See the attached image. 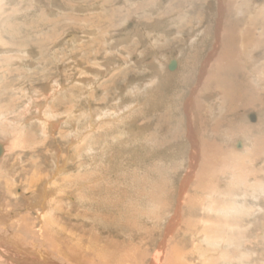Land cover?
<instances>
[{"label":"rangeland","instance_id":"obj_1","mask_svg":"<svg viewBox=\"0 0 264 264\" xmlns=\"http://www.w3.org/2000/svg\"><path fill=\"white\" fill-rule=\"evenodd\" d=\"M228 1L224 3L221 21L218 10L222 4L221 0H0V145L4 150L7 149L3 159H0V165L3 164L6 168L4 172L0 170V203L5 206L3 212H7L10 218V220L7 218L5 226L0 225L3 238L8 241L22 238L24 241L28 240V243L35 239L25 232V227H20L22 214L25 216L28 210L20 199L9 195L11 194L8 193L11 191L9 189L12 187L20 189L21 184H30L26 179L31 178L34 171L42 178L52 177V174L58 178L57 166L65 169L69 167V170L63 171L64 173L60 175L62 177L68 175L70 178L72 177L70 174L76 175L78 172H86V175L92 173L94 168L91 167L98 166L99 168L95 169V174L99 176L98 181L93 182L95 185L88 181L87 185L91 187L93 185L92 189L95 190L92 192L96 191V194L104 197L97 198L103 204L100 209L103 218L96 220L101 226L91 235L94 241L100 243L105 253H108L109 247L112 249L121 244L120 248L112 249L114 250L112 261L106 259L109 262L101 264H111L113 261V264H150L155 254L163 247L161 243L163 230L174 216L179 203L180 186L191 162L184 105L187 99L193 97L197 105L205 104L210 110L215 106L212 104L220 98L225 109L222 112L218 109L216 112L220 115L214 119L218 122L216 133L219 136L217 134L207 139L211 143L216 142L218 148L224 149L228 153V158H214L213 163L216 167L220 162H224L225 165L220 169L214 167L215 172L209 174L217 178L214 181L216 183L219 182L220 176H234L230 177L236 180V185L233 186L231 181L227 184L221 181L220 189L226 202H219L218 198L211 206H216L220 210L214 207L216 211H209L207 210L209 202H204L209 201L212 196L216 197L213 195L214 189L211 188L212 192L208 190L209 193H203L199 187L201 182L199 174L197 178L195 176L192 181L189 180L186 192L181 198L184 204L181 207V224L177 225L171 236L176 234L184 221H193L194 224L202 222L207 225L212 222L209 220L210 217L217 216L219 224L221 222L219 217L228 220L231 238L236 230L232 229L239 228L242 215L249 212L247 217L249 223L239 228L246 236L239 238L235 235L233 240H228L231 242L229 245L222 240L208 242L206 235L203 238L186 235L182 247L187 256L189 255L187 252L193 251V254L187 257L189 264H207L205 261L213 259L219 261L217 264H264V193L256 197L259 202L255 201L254 192L251 191L252 181H248V184L246 182L249 178H259L260 182H255L256 191L260 193L262 189L264 190V138L262 140L264 85L260 86L253 80L243 65L237 67L238 59L234 58L233 54L234 51L242 50L241 44L232 40L233 35L231 38H225V29L231 30V25L237 23L236 34L240 38L246 32V24L238 21L240 14H234L236 6L234 0L233 8L231 7L234 13H229ZM256 2L262 6L260 9H264V0ZM260 31L259 29L258 32ZM217 38L220 45L216 43ZM260 40L261 43L251 47L254 59L259 61L258 65L264 64V38ZM216 45L220 50L218 49L219 52L213 57L204 76L207 79L213 73L214 78L219 76L222 87L227 85L231 92L229 101L225 102L224 98L218 95L208 101L204 97L205 91L197 93L202 86L192 94L204 64L210 62L208 56ZM221 46L223 48H220ZM221 53L227 56L224 61L219 60ZM172 61L177 62V67L173 71L169 69ZM215 65L222 67L216 68ZM146 82L150 83L148 90L139 92L138 88ZM215 86L212 85L211 88L215 89ZM210 93L207 94H215ZM230 104L233 105L232 112ZM41 105L43 106L40 107ZM114 109L118 113L123 111L120 114L123 126L111 129L109 124L112 125L115 121L111 122L109 117L103 119L101 115ZM253 115L257 117L255 122ZM206 117L208 118L207 115ZM201 120L200 117L199 125L203 127L204 132L216 124L214 122L203 126ZM141 125L143 127H140ZM124 127L135 133L138 130L140 133L143 131L142 138L139 137L140 139L133 142L127 137L126 132L129 130L126 131ZM249 129H253V132ZM78 131L82 132L81 139L88 137L87 142L84 141L85 144L81 145V149L80 143L76 147L71 142L75 138H80ZM259 131L262 132V136H259L261 135ZM222 134L223 138L220 137ZM202 136L200 133V137ZM242 137L248 138V147H251L253 140L254 142L258 140V143L260 141L262 145L258 148L261 153L259 160L253 163L254 172L247 171L249 174L245 184L242 175L246 171L238 172L241 161H246L242 150L246 146ZM237 140L241 142V147L236 145ZM92 142L98 144L91 153L95 156L93 161L86 155L82 159L81 157L77 159L78 161L70 157V155L74 158L79 157L82 153L88 152ZM18 161L22 164L20 162V167L17 166L16 174L8 172V168ZM246 164L247 161L243 162V166ZM198 169L199 165L196 172ZM123 187L124 193L121 195L122 191L118 190ZM107 191L112 195L105 193ZM134 191L139 196L135 195ZM126 193L133 194L136 201L147 196L145 204L140 205L135 201L136 204L132 205L134 210L130 212L131 216L127 217L128 221L122 205L124 202L120 201H128L129 195L126 197ZM187 193L194 198L197 195L200 197L196 209L185 206L183 201ZM106 201L111 205L109 209L104 206ZM113 205L117 211L112 209ZM223 205L227 207L228 214L224 215L220 207ZM71 207L73 214L69 216L64 215L66 213H56L57 217L62 219L61 225L66 230L73 228L72 231L76 230L89 236L94 222L89 215L87 217L85 210L79 209L77 202H72ZM193 210L195 213H192ZM90 212L89 214L94 217V212ZM138 212H146L149 216L147 219L138 217L140 221L139 232L135 234L136 241H143L145 229L153 235L149 246L144 247L140 244L141 248L133 247V241L129 238L131 230L133 232L130 227L136 224ZM79 213L82 216H79ZM31 214V220H26V225L32 226L31 230H35L37 235L41 236L43 229L40 230L35 213ZM206 220L209 222L205 223ZM34 222L36 225H32ZM123 222L126 223L125 226ZM35 243L39 244L37 241ZM196 244L199 245L198 249H194ZM168 246L166 243L164 248L167 249ZM142 253L146 256L142 257ZM18 256L21 254L18 253L15 258L19 259ZM39 258L41 260L40 256ZM39 258L36 256L34 258L37 264ZM88 258L89 264L93 261V264H99L98 258L89 256Z\"/></svg>","mask_w":264,"mask_h":264},{"label":"bare ground","instance_id":"obj_2","mask_svg":"<svg viewBox=\"0 0 264 264\" xmlns=\"http://www.w3.org/2000/svg\"><path fill=\"white\" fill-rule=\"evenodd\" d=\"M225 1L226 0H221L220 3H222V4H221V6L219 5L220 9L218 8V10H219V17L221 18V21H222V14L224 13V9H225V4H224ZM228 3H229L228 5L230 6V12L229 13H231L232 12L231 7L233 5V1L232 0H229ZM234 4H236V6L234 8L235 13H234V10H233L232 14L233 13L234 14H240L239 15V16H241L240 17V20H238L239 18L237 20L238 21H242V22H244V24H246L245 25V29L246 30L244 29L246 32H245V34L243 36H241L239 38L238 34H236V31L238 29V24L237 23L236 24L233 23L231 25L232 26V29L231 30H228L226 28L227 25L224 27V29L226 28L225 29V32H226V37L225 38H231V36L233 35V39L232 40H235L236 42H240V44H241V47L240 48H242V50L241 51H234V54H233L234 58H237L238 59L239 65L237 64L238 65L237 67L240 68L241 67L240 64H241V65L244 66V68H247V70L249 71V74H251V78L253 80H256L257 83H259L260 86H262V85H264V64L260 63L258 65V62L259 61H258V59H254V56H253V52L251 50V47H253V45H256L257 43L258 44L261 43V40L260 39L261 38L262 39L264 38L263 37V35H264V9H260V8H262V6H260L259 4H257L256 0H234ZM226 9L228 10V8H226ZM251 9H253V11H250ZM259 29L261 30L260 32H258ZM223 35H224V33L221 34V36H223ZM261 35H262V37H261ZM259 37H260V39H258ZM217 41H218V38H217ZM216 43H217V45H218V43L220 45V42L219 41L216 42ZM233 44H234V42H233ZM217 45L215 47H213L214 49L212 50V52H210V54L208 56L209 57L208 60H210V62H208V63L205 62L204 68L202 69V71L200 73V76L198 77L197 86H195L196 88L194 87L192 94H194L195 91H197V89L199 88V86H202L201 89H200V91L198 90L197 93H199L201 91H205V95H207V96L204 95V97L208 101H210V99H212L211 97H216V95H218L219 97H223L224 98V102H225V100L226 101L227 100L229 101V94L231 92V90L227 87V85L225 87L224 86L222 87L220 85V82H219V76H217V78H214L213 73H211L210 76H208L207 79H205V76H204L205 73L208 71L206 69L211 65V61L213 60V57L215 55H217V53L220 50L219 49V46H217ZM220 48H223V47L221 46ZM258 48H260V47L258 46ZM224 51L225 50L223 49V52ZM225 56H226L225 53H221V55L219 57V60L222 59L221 61H224L226 59ZM216 61L220 63V61H218V60H216ZM234 61H232V62H234ZM213 64H214V62H213ZM172 65H175L177 67V62L176 61H172L171 64H170V66H169V69L173 71V70L176 69V67L175 66L174 67H171ZM215 66H216V68L222 67V65H215ZM237 67L235 69H237ZM238 71H240V70H238ZM233 79H235V78H233ZM226 80H228V78ZM149 84L150 83H147L146 82L145 85H142L141 87L138 88V91L141 92V93L147 91ZM212 85H216L215 86V89H212L211 88ZM58 86H60V85H58ZM228 86H230V85L228 84ZM209 92H211V93L215 92V94L208 95L207 93H209ZM206 104H208V102ZM232 104H234V102ZM232 104H230L231 112L233 110V105ZM212 105L213 106L215 105V106L212 109L210 108V110H208L206 108L207 105H205V104L197 105L196 104V100H194L193 97L190 98V99H187V101H186V103L184 105V112H185L186 119H187V132H186V135H187V139L189 141L190 150H191V153H190V159H191L190 161L191 162L189 164V170H188L187 174L185 175V177H184V179H183V181L181 183V186H180L179 198H178L179 203H178V206H177L176 211L174 213V216H173L172 220L168 223V225L165 227V229L163 230L164 232H163L162 238H161V241H162L161 243L163 244V247H162V249L160 248L159 251L155 254L154 259L150 262V264H189L187 257L189 255H191V253L193 254V251L190 252V253L187 252L189 254L187 256L185 249L182 247L183 246L182 245L183 244V241L185 240L184 237L186 235H188V236L194 235L196 237H202V238L206 235V237H208V238H206V240L208 239V242H211L212 243L215 240H222V242H225V244L228 243V245L231 243L228 240L234 238L235 235H237L239 238H242V237L246 236V233L244 231H242L241 229H239V228H241V226L244 227L245 225H247L249 223V221L247 220V217L250 214L249 212L245 213L244 215L241 214L242 215L241 222H240V225L241 226H239V228L234 227L232 229V230H234V229H236V230H234V235H231V238H230V230H231V227H230V225L228 223V220L225 219V218L223 219V218H220L219 217V220H221V222L219 224L218 221H217L218 220L217 216H213V218L210 217L209 220H211L212 222L210 224H207V225H204L202 222L200 224H194L195 222H193V221H189V222L187 221L188 223L184 221L183 222V225L180 227V229L176 231V234L171 236V234L173 233V231L176 229L177 225L178 224H181L180 223V218H181L180 214L182 213L181 207H182V205H184L181 202V200H182L181 198L184 196V194H185L184 192H186L185 188H186L187 183L189 182V180L192 181L193 180V177L195 178V176H196V178H197L198 177V174H199V177H201L200 178L201 182L199 181L200 182L199 187L201 188V190L203 191V193H205V194L206 193H209L210 191L208 192V190H211V188L214 189L213 195H215L216 197L213 198V196H212V198H211L212 200L210 199L209 201H205L204 202V203L209 202V205L210 206L212 204H214L218 198L220 199L219 202H224V203L226 202V201H224L225 200L224 199L225 197L223 196V191L220 189V186L222 184L221 181L223 183L225 182L226 184L228 183V181H231L233 186L236 185L235 184L236 180L231 179V177H234V176H231V175H228V176H225V175L220 176V179L218 178L219 179V182L216 183L214 181H216L217 178L216 177H213L214 176L213 174H212L213 176L209 174L211 172L212 173L215 172V171H213V168L216 167L215 166V163H213L214 162L213 161L214 158L215 159L217 157L218 158H221V157L228 158V153L225 152L224 149L222 150L221 148H218L217 147L218 144H215L216 142H212L211 143V142H209L210 140L207 139L208 137H211V136L213 137V135H217L218 134V133H216V131H217L216 128L219 127L218 126V122H215L214 121L215 117H217V115L219 114L216 111L219 109L218 111L219 112H222L225 109L224 103H221L220 98H219V101L217 100ZM42 106L43 105H41L40 107H42ZM122 112H119L118 113L114 109V110L106 111L105 114H102V115L100 114V115H101V118H103V119L105 117L106 118L109 117V119H110L111 122L112 121H115V122H113L112 125L109 124V127L111 129H114V127L116 128V127H119L120 125H121V127L123 126L122 125V122H121L122 117L120 116V114ZM206 115L208 116V118L206 117ZM221 115H222V113H221ZM120 117H121V119L118 120ZM200 117L202 119L201 121H202V125L203 126L205 124L211 125L214 122L216 123L215 126L213 128L208 127L210 130H206L205 129V132H204L202 130L203 127L201 128L200 125H199V119H200ZM253 117H255V119H253V121L255 122L257 120V117L255 115H253ZM204 118L207 119V120H209V121L206 122L207 120H205ZM259 118H261V117H259ZM92 124L94 125L95 122L93 121ZM140 127H143V126L141 125ZM255 128H257V127H255ZM121 129H123V128H121ZM128 130L126 129V131H128ZM249 130H251L253 132V129H249ZM259 132H260L259 134H261V135H259V134L258 135L259 136H262L263 135L262 132L261 131H259ZM78 133L80 135V138L79 137L78 138H75L71 142H72V144H75L76 147L80 143L79 147L81 149V145H83V144H85L87 142L88 137H86L84 139H81L82 132L81 131H78ZM126 133L128 134L127 137H130L133 142L134 141H137V139L139 137L142 138V135H143V134L141 135V133H140L139 130L137 131V133H135V132H133L131 130H129ZM200 133L203 134L202 137H200ZM144 135H145V133H144ZM236 135H237V133H236ZM218 136H219V134H218ZM220 137L223 138V134ZM214 138H212V139H214ZM242 138H243V140H245V144L244 145L246 146L242 150L244 151V157L246 158V161H247L248 164H246V165L243 166V162H246V161H241V164L239 166L238 172H241L242 173L243 171H246L242 175L243 176L242 177V180H243V183L245 184V179L248 178L247 177V174H249L247 171H250V173H253L254 172L253 163L254 162H257L259 160L258 159L259 155H261V153L258 150L259 146L261 145V142L259 141V143H260L259 144L257 142L258 140H255V142H256L255 143L254 140H253V142L250 144L251 147H248L247 146L248 145V142H249V141H247L248 138H246V137H242ZM263 138L264 137H262V140H263ZM84 141H85V143H84ZM122 141H125V140L122 139ZM251 141H252V139H251ZM123 144H124V142H123ZM240 144H241V142L239 140H237L236 141V145H239L241 147L242 144L241 145ZM97 145L98 144H95V143L92 142L91 145L88 148L89 149L88 152L82 153L81 155H79V157L78 156H75V158H74V156H72V155H70V157L72 159L77 160L80 157L82 159V157L84 155H86L87 158L90 159V161H93L95 159V156L92 155L91 153H93L92 151H93V149H96V146ZM104 149H106V148H104ZM1 150H2V155L0 156V159L2 160L3 157L5 156L4 153L5 152L7 153V149L4 150L3 147L1 146ZM99 150H100V148H99ZM101 155H100V157H101ZM232 158H233V156H232ZM234 158H236V157L234 156ZM69 160H70V158H69ZM4 161H6V160H4ZM20 162L18 161L16 163H14L13 165H11L10 168H8V172L11 171L12 174H16L15 173L16 172V168H17V166L19 165ZM72 162H76V161H72ZM82 163L83 162H81V164ZM238 163H240V162H238ZM21 164H22V162H21ZM93 164H94V162L92 163V165ZM263 164H264V162H263ZM198 165H199V169H198V172H196V170L198 168ZM224 165H225L224 162H220V163L217 164V167H219V169H220V168H223ZM19 167H20V165H19ZM68 168L65 169V167L57 166V168H56L57 172L56 173L58 174V178L54 174L51 175L52 177H47V178L44 177V178H42L40 175L37 174L36 171H34L33 172V175L31 176V178H29V179L27 178L26 179V181H29L30 184H26V183L25 184H21L20 189H18L19 187H17V188L12 187L11 189H9V191L11 190L10 192L7 191L8 193H11V194H9L10 196H14V198L17 197V199H20V201H22L26 205V208H27L26 210H28V212L25 213V216L23 215L24 213L22 214L23 218H21L22 219V224L20 225V227L21 228H24L25 227V229H26L25 232H27V234L29 236L31 235V237L32 238H35V239L33 241L29 242V243H28V240L27 241L26 240L24 241V240H22V238L21 239L18 238L19 240H15V241L14 240L8 241L7 239L3 238L4 236H2L1 235V232H0V264H8V263L9 264H37V262L34 261L35 256L38 257V258H39V256L41 257V260H40V258L38 260V262H39L38 264H63V262H64V264H87V263L89 264V258H88V256L91 257V258H94V257L98 258L99 260H97V262L99 264H101V262L102 263L109 262L106 259H109L110 261H112V258L114 257L113 256L114 255L113 254V251L115 249H117L118 247L120 248L121 244H120V246L112 247V249L114 248V250H112L109 247L108 248V250H109L108 253H105L104 251H102L103 250V247L100 246V243L97 242V241H94L93 238H92L93 236L91 235V234H94L95 233V229H98L99 230V227L101 226L100 225L101 223L98 224L97 223L98 221L96 222V220L97 219L98 220H102V218H103L102 214H100V212L102 213V210H100V209H101V206L103 207V204L101 202H99L97 198L102 199L104 197H103V195H98V193L96 194V191L95 192H92L95 189H92L93 188V185H92V187L91 186H88L87 185V182L90 181V184H91V183H93L95 181H98V177L99 176H98L97 173L95 174V172H96L95 169H97L99 167L98 166H97V168H96V166L95 167L94 166L91 167V168H94V171L92 173H88V174L91 175V176L89 175L90 177L87 176L88 174L87 175L85 174L86 172L85 173L78 172L76 175L70 174L69 176H72L70 178L68 177V175H66V176L64 175L65 177H62L60 174L63 171L69 170ZM76 168H78V167L76 166ZM80 168H82V166H80ZM89 169H90V167H89ZM0 170H2L3 172H4V170H6V168H5V166L3 164L0 165ZM23 170L24 169H22V171ZM53 175H54V177H53ZM66 177H68V179H66ZM96 177H97V179H96ZM238 179H239V177H238ZM53 180H55V182ZM6 181L11 182L10 180H7V179H6ZM248 181H252L251 186L253 188H252L251 191L254 192L253 193V195H254L253 197H254L255 201L259 202L256 197L257 196L259 197L258 194H260V195L263 194L264 193V190L262 189L261 192L258 193L256 191L255 182H260V179L259 178H254V179L253 178H249L246 181L247 184H248ZM97 186H98V184H97ZM85 187H88V188H85ZM201 190H200V192H201ZM108 191L105 192V193H108V195H112V193L111 192H108ZM118 191H122L121 192V195H122L124 193V187L121 188V189H119ZM114 192H113V194H114ZM134 192L136 193V191H134ZM211 192H212V190H211ZM127 195H129L128 201H126V200H120L121 202H124L122 205L124 207V211L126 210V213H127V216H125L126 220H127V217L129 218L131 216L130 215V212H132V210H134V208L132 207V205L136 204L135 203V201H136L135 196H132L133 194L130 195V194H127L126 193V197H127ZM135 195L139 196V194H137V193ZM146 197L144 199L141 198L140 201L138 200L136 202H138L140 205L141 204H145L146 203V201H145ZM199 198L200 197L198 195H197V197L194 198V197L188 195V193H187V195H185V201H183V202L185 203V206H189L192 209H196V204L198 202L197 200ZM107 201H106V204L104 206L105 207H108V209H109L111 205H108L110 203H107ZM70 202L71 203L72 202H77V205L79 206V209H81V211L82 210H85L84 212L87 214V217L89 215L90 218L92 219V221L94 222V224H93L94 226L92 228L91 233H89V236H85L82 233H78V232H76V230L75 231H72L73 228H72V230H66V228L63 225H61V223H62L61 220L62 219L59 218V217H57L58 215H56V213H59L60 212V213H66L64 215H68V216L71 215V213H72L71 208L72 207H71V203ZM128 203H131V204H128ZM8 205H9V203H8ZM258 205H260V204L258 203ZM210 206H209V208L207 210H209V211H212V210L213 211H216L214 209V207H216V206H211V208H210ZM4 207L5 206H3L2 203H0V225H4L5 226L6 223L8 222L7 221V218H9V216H8L7 212H3L4 211ZM220 207L222 208V211L224 212V215L225 214H228L227 207L225 205L220 206ZM216 208L218 209V207H216ZM258 208L262 209L261 206H258ZM112 209H114V205H113V208ZM114 210H116V209H114ZM119 210H121V208ZM218 210H220V208ZM90 211L94 212V214H95L94 217H92L89 214ZM256 211H258V210H256ZM9 212H11V211H9ZM32 212L35 213V215H36V220H37V222L39 223V225L41 227L40 230L43 229L42 230V233H41L42 234L41 236L40 235H37V233L35 232V230H33V231L31 230L32 229V226H29L28 227L26 225V220L30 219V217L32 215L31 214ZM192 213H195V210H193ZM107 215H109V214H107ZM120 215H121V213H120ZM79 216H82V215L79 213ZM148 216H149V214H147L146 212H142V213L138 212V215L136 217L137 218L136 219L137 220L136 224H133L132 225L134 227H132L130 225L131 226L130 228L133 229V232L131 230V235H130L131 237H129V238L132 239V241H133V247L134 246L135 247H140V244L142 246H144V247L145 246H149L150 242H152V240H153L152 233L149 230L147 231L143 225H142L143 226L142 228L145 229L144 230V232H145L144 235L145 236L142 237L143 241H136V239H135V234L138 231L139 221H140V220L138 221V217H141V219L142 218L147 219ZM84 219L86 220L87 218H84ZM104 219H105V217H104ZM9 220H10V218H9ZM113 220H114V218H113ZM136 220H134V221H136ZM124 222H123V225L125 226L126 223L124 224ZM208 222L209 221L206 220L205 223H208ZM63 223L65 225V222H63ZM29 224H30V222H29ZM34 224L36 225L35 222L32 225H34ZM109 224H115V223H109ZM118 224H120V223H118ZM106 225H108L107 222H106ZM103 226L105 227V225H103ZM109 226H111V225H109ZM140 226H141V223H140ZM18 227H19V225H18ZM91 227H92V225H91ZM35 228H36V226H35ZM67 228H69V227H67ZM9 233H11V232H9ZM181 233L184 234V235H181ZM189 233H191V234H189ZM13 235H14V233H13ZM100 236H101V233H100ZM27 239H29V238H27ZM35 240L37 242H39L38 245L35 243L36 242ZM8 242H10V243H8ZM70 242H72V244H70ZM166 243L169 244V246L167 247V249L164 248ZM35 244L37 245L36 247H35ZM222 244H224V243H222ZM112 245L113 244H111V246ZM198 246L199 245L196 244L194 246V249H198L199 248ZM27 247L30 248V249H28ZM200 248H202V247H200ZM132 249H134V248H132ZM43 251H44V253H43ZM78 251H80L81 253H78ZM138 251H140V249ZM146 251H147V248H145V253H146ZM214 251H212V252H214ZM18 253H20L21 256H18L20 258L19 259H16L15 256ZM127 253H128V255L130 254L128 251H127ZM143 256H146V255H144V253H142V257ZM121 257H123V256H121ZM145 258H147V257H145ZM14 259H16V260H14ZM149 259H150V257H149ZM241 259H244V258H241ZM8 260H10L11 263ZM92 261H93V259H92ZM243 261H240V262H243ZM210 262H214V264L219 263V261H215L214 259L213 260H209L207 262L205 261V263H207V264L210 263ZM220 262H221V260H220ZM93 263H94V261H93ZM113 263H114V261H113ZM113 263H111V264H113ZM120 263H122V262H120ZM136 263H138V261ZM115 264H117V263H115Z\"/></svg>","mask_w":264,"mask_h":264},{"label":"water","instance_id":"obj_3","mask_svg":"<svg viewBox=\"0 0 264 264\" xmlns=\"http://www.w3.org/2000/svg\"><path fill=\"white\" fill-rule=\"evenodd\" d=\"M175 65H172L171 67H174ZM176 67V66H175ZM2 155V150H1V146H0V156Z\"/></svg>","mask_w":264,"mask_h":264}]
</instances>
